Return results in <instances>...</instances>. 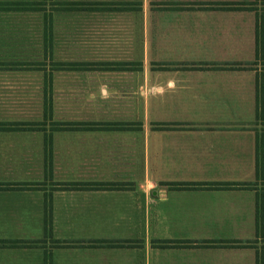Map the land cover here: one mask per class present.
Segmentation results:
<instances>
[{
	"label": "crops",
	"instance_id": "1",
	"mask_svg": "<svg viewBox=\"0 0 264 264\" xmlns=\"http://www.w3.org/2000/svg\"><path fill=\"white\" fill-rule=\"evenodd\" d=\"M42 122L0 129V264H264V0H0V124Z\"/></svg>",
	"mask_w": 264,
	"mask_h": 264
},
{
	"label": "rangeland",
	"instance_id": "2",
	"mask_svg": "<svg viewBox=\"0 0 264 264\" xmlns=\"http://www.w3.org/2000/svg\"><path fill=\"white\" fill-rule=\"evenodd\" d=\"M55 6H57V10L58 9H63V8L67 9V10H75V9H79V8H81V9H86V8L90 9V7H91L89 4H87V5L86 4L85 5H74V4H62V3L55 4ZM48 20H49L48 16H45V22H47V24H48ZM46 33H47V36H48L50 34V31H49V29L45 28V32L43 33V36ZM47 47L48 46H44L45 52H46ZM57 66L63 67V68H67V66L70 67V66H75V65H73V64H70V65L69 64L68 65H66V64H57ZM110 66L122 67L123 64H110L109 67ZM139 119L141 120V124L143 126V122H142L143 118H139ZM45 124H46L45 122L38 123V124L30 123L29 125H31V126H27V127H33V129H41V127H43ZM141 124L139 122H137L136 125H135V129L137 130V137H138L137 141L138 140H142L143 139V135L145 133V130L143 129V127L142 126L140 127ZM50 125H51L50 127H52V128L55 127L56 129L57 128L60 129L61 128L60 125H62V124H50ZM88 125L90 126V124H88ZM163 128H165V127L161 126L158 123L148 122V124H147V133H148V130L157 131V132L165 131L166 129H163ZM247 184L246 183H244V184H229V183H226V184H214V185H212V186L210 185V186L212 188L230 189V188H245L246 186H248ZM177 185H178V188H185L184 187L185 184H176V185L173 184L172 186L176 187ZM45 218L47 220V217H45Z\"/></svg>",
	"mask_w": 264,
	"mask_h": 264
},
{
	"label": "trees",
	"instance_id": "3",
	"mask_svg": "<svg viewBox=\"0 0 264 264\" xmlns=\"http://www.w3.org/2000/svg\"><path fill=\"white\" fill-rule=\"evenodd\" d=\"M48 36H47V33L45 34V46L47 44V41H48ZM45 104V112H46V100L44 102ZM27 126H31L29 124H0V129H33V127H27ZM61 128L60 129H72L73 127L77 126L75 124H62L60 125ZM45 153H46V159H45V170H47L50 166V161H49V154H50V145H49V142L46 141L45 142Z\"/></svg>",
	"mask_w": 264,
	"mask_h": 264
}]
</instances>
